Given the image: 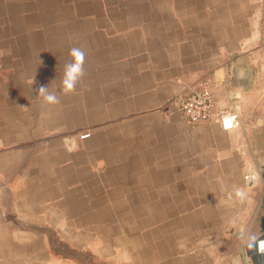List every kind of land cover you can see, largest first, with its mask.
Returning <instances> with one entry per match:
<instances>
[{
	"label": "crops",
	"instance_id": "0c3cea01",
	"mask_svg": "<svg viewBox=\"0 0 264 264\" xmlns=\"http://www.w3.org/2000/svg\"><path fill=\"white\" fill-rule=\"evenodd\" d=\"M93 1L100 7L83 15L82 1L74 0L75 31L80 36L82 22H88L83 31L115 39L107 45L112 49L120 39L122 46L123 39H141L129 60L144 61L138 71L153 81L130 93L154 94L143 115L160 119L161 136L154 143L164 151L160 164L174 177L168 193H162L161 182L152 190L141 183L136 191L129 179L122 180L121 190L97 177L91 184L79 176L69 179L65 167L48 157L50 145L36 141L41 129L34 126L27 95H0V264H189V254H163V241L171 249L189 240L231 238L235 231L240 239L242 230L260 237L264 173L252 170L264 171V0ZM11 50L0 47V54ZM237 69L244 81L253 76L251 90L242 89ZM205 81L217 115L236 108L248 123L225 130L218 116L189 122L183 97ZM178 167H189L186 174L205 168L197 172L212 181L217 177L220 188L223 178L220 197L234 198L237 205L179 206V196L192 191H179Z\"/></svg>",
	"mask_w": 264,
	"mask_h": 264
},
{
	"label": "rangeland",
	"instance_id": "374dc122",
	"mask_svg": "<svg viewBox=\"0 0 264 264\" xmlns=\"http://www.w3.org/2000/svg\"><path fill=\"white\" fill-rule=\"evenodd\" d=\"M81 1L79 9L83 15L91 8L100 7L93 0ZM30 3L0 0V47L12 48L9 54H0L4 57L0 63V95H27L35 114L34 126L41 129L36 141L50 145L48 157L65 167L69 179L79 176L91 184L97 177L99 182L109 181L113 190H121L122 180L129 179L136 191L141 183L152 190L161 182L162 193H168V181L174 175L170 167L160 164L164 161V151L154 143L161 136L160 119L143 115L154 94L130 93L153 81L138 71L144 61L129 60V56L139 51L137 42L141 39H123L124 46L120 39L119 47L112 49L107 45L115 39L92 37L89 31H83L88 22H82L83 30L77 35L74 15L78 11L74 0H30ZM128 40L136 42L135 45L130 47ZM73 46L87 52V75L76 94L64 95L60 84ZM6 61L9 62L3 63ZM42 85L57 93L60 104L43 103L38 97ZM246 120L248 123L247 116L241 113L239 125ZM73 166L80 169L79 173L70 172ZM188 170L189 167L177 170L179 191L186 188L192 191L187 197L185 193L179 196V206L220 204L233 209L237 205L234 198L220 197L224 194L223 178L220 188L217 177L212 181L208 173L197 172L205 168L198 167L186 174ZM257 170L263 175L262 167L252 171L257 175ZM187 176L188 181L182 179ZM212 190L217 192L214 197L206 195ZM168 200L165 199L167 205ZM195 216L200 214L196 212ZM233 234L220 240H189L188 245L171 249L167 239L161 250L163 254L176 253L178 257L189 254L192 258L189 264H233L236 258L241 264H255L247 247L236 237V231Z\"/></svg>",
	"mask_w": 264,
	"mask_h": 264
},
{
	"label": "clouds",
	"instance_id": "9594fccd",
	"mask_svg": "<svg viewBox=\"0 0 264 264\" xmlns=\"http://www.w3.org/2000/svg\"><path fill=\"white\" fill-rule=\"evenodd\" d=\"M70 60L65 63L63 77L61 79L60 91L64 95H74L78 91V87L82 84L87 75L86 57L87 52L82 47L73 46L69 50ZM38 97L42 98L43 103L48 106L60 104V97L55 91H50L48 86H40L38 89ZM236 196L243 199L244 192L236 190ZM242 243L248 249H255L259 254L264 255V239L258 238L255 233L250 230H242L240 233ZM233 264H241L239 258L234 259Z\"/></svg>",
	"mask_w": 264,
	"mask_h": 264
},
{
	"label": "built area",
	"instance_id": "2783aa9c",
	"mask_svg": "<svg viewBox=\"0 0 264 264\" xmlns=\"http://www.w3.org/2000/svg\"><path fill=\"white\" fill-rule=\"evenodd\" d=\"M183 112L191 123L209 121L218 116L225 130L237 128L241 119L239 109L236 108L222 110L217 115L214 94L207 81L183 97ZM253 180L251 177L250 183L253 184Z\"/></svg>",
	"mask_w": 264,
	"mask_h": 264
},
{
	"label": "water",
	"instance_id": "95a60500",
	"mask_svg": "<svg viewBox=\"0 0 264 264\" xmlns=\"http://www.w3.org/2000/svg\"><path fill=\"white\" fill-rule=\"evenodd\" d=\"M237 80L239 79V81L242 80V89L244 91H248L252 89L253 86V76L250 75L248 76L245 81L242 79V75H241V70L237 69ZM260 239H264V234H262L260 237H258ZM248 254L253 258L254 263L255 264H264V255L259 254L255 249H248Z\"/></svg>",
	"mask_w": 264,
	"mask_h": 264
}]
</instances>
